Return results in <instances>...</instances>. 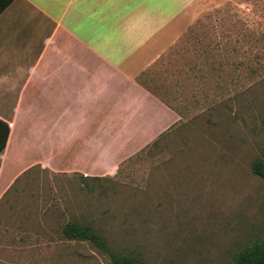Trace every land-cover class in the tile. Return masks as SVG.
<instances>
[{"label":"rangeland","instance_id":"obj_1","mask_svg":"<svg viewBox=\"0 0 264 264\" xmlns=\"http://www.w3.org/2000/svg\"><path fill=\"white\" fill-rule=\"evenodd\" d=\"M140 81L178 124L113 176L37 166L20 177L0 204V245L14 243V264H111L58 241L74 221L146 264H229L264 236V181L251 170L264 158V0L211 4Z\"/></svg>","mask_w":264,"mask_h":264},{"label":"crops","instance_id":"obj_2","mask_svg":"<svg viewBox=\"0 0 264 264\" xmlns=\"http://www.w3.org/2000/svg\"><path fill=\"white\" fill-rule=\"evenodd\" d=\"M217 1L0 0V204L37 166L113 176L172 131L181 117L140 78Z\"/></svg>","mask_w":264,"mask_h":264},{"label":"trees","instance_id":"obj_3","mask_svg":"<svg viewBox=\"0 0 264 264\" xmlns=\"http://www.w3.org/2000/svg\"><path fill=\"white\" fill-rule=\"evenodd\" d=\"M165 135L146 147L143 152L146 150L149 152L152 148H155ZM7 138L8 134H5L0 147V153L5 150ZM251 170L256 177L264 181V158L254 160L251 165ZM90 179L99 180L100 178L94 177ZM57 235L58 241L61 243H74L76 246H90L101 255L107 256L111 264H146L133 256L123 255L114 251L106 238L89 223L67 222L62 226ZM229 264H264V236L254 240L236 253Z\"/></svg>","mask_w":264,"mask_h":264}]
</instances>
